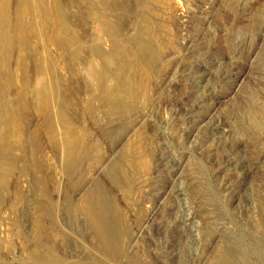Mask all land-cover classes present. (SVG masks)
I'll list each match as a JSON object with an SVG mask.
<instances>
[{
    "label": "rangeland",
    "instance_id": "rangeland-1",
    "mask_svg": "<svg viewBox=\"0 0 264 264\" xmlns=\"http://www.w3.org/2000/svg\"><path fill=\"white\" fill-rule=\"evenodd\" d=\"M0 15L14 124L0 264H175L173 250L209 264L230 238L264 264V0H0ZM190 78L210 94L183 110ZM217 118L238 167L201 139ZM95 198L116 258L88 217ZM187 212L197 244L180 232ZM42 243L53 255L40 258Z\"/></svg>",
    "mask_w": 264,
    "mask_h": 264
},
{
    "label": "bare ground",
    "instance_id": "bare-ground-1",
    "mask_svg": "<svg viewBox=\"0 0 264 264\" xmlns=\"http://www.w3.org/2000/svg\"><path fill=\"white\" fill-rule=\"evenodd\" d=\"M4 18H5L4 16L0 15V74H1L3 66H5L6 64V58H7L6 51L9 50V47H10L9 45L10 44L12 45L13 43L11 42L12 40L11 38H13V35H10L11 32L9 31V27H7V24ZM15 30H16V34L18 35V37L22 38L23 30L21 28L20 21H17L15 25ZM99 75L96 76V83L101 88H103L102 99L104 101L106 100L107 103L110 106H112V109H114L115 107L113 106L115 103L113 102L114 100L113 90L111 89L110 85H106V83L104 84V77H100ZM221 79L224 80V78L221 76L216 77L215 83L220 82ZM196 80L197 78L189 79L190 90H189L188 95L185 97L186 102L180 101L184 104L183 110H185L184 108L186 106H188L190 110L194 109L195 107L199 106V104L203 103L206 100V97H208L210 94V91H205V92L203 91L201 93H198L197 92L198 88L195 85ZM2 97L3 96L1 93V82H0V148L4 151V157L0 159V173L2 172L5 173L7 171L9 172V167L12 161L11 160V148H12V137H13V132H14L13 125L14 124L11 120V114H12L11 109H9L7 103L6 104L4 103V100L2 99ZM190 110H187L186 112L189 113ZM228 132H229V129H228L227 123L222 121L220 118H217L216 120L212 121V123H209L208 128L206 129L201 139L205 141L210 140L213 142V144L216 145V147H219L222 149V155L224 157V162L226 163V165L232 166V167L237 166V165L239 166L240 165L239 160L231 156L230 154V153H233L232 148L226 146V142L224 141V139L226 138V135H228L227 134ZM174 164L175 163H172L171 165L172 168L174 167ZM246 171H247V168H246ZM0 183H1L0 185H2L1 177H0ZM179 193H181L180 189H174V191H171L170 194L171 196L172 195L176 196V195H179ZM87 212H88L89 219L92 221V223L94 224L97 230L98 241H99L98 245L99 247L101 246V248L105 251L107 255L106 258L110 259V258L118 257V255L121 254V251L119 248V239L116 235V228H112V226L108 222L109 220L108 210L105 205V202L99 200V198L98 199L95 198L93 201L88 203ZM192 218H193V214L191 212H187L185 213V215H183L179 219L178 223H181L183 225L182 227H184V230H181L180 232L183 235L184 233L186 234L191 244H197L199 241V237L193 227V224L191 223ZM262 241L263 242L261 244V248L258 249V252L260 253V255L261 253L264 254V240ZM40 246H41V250H43V252L40 254V258H44L48 255H53L48 245H46L45 243H42ZM170 254L171 256L175 258V264H179L183 261L188 262L192 259L191 253L189 255H184L181 251L177 253V252H174L173 250L170 252ZM252 256L253 255L251 254L250 250L246 247V245L244 246L242 241H240L237 238H230L227 240V242L222 247V249L219 250L218 257L215 256L216 258L213 259L212 263H209V264H255V263L263 262V261L257 262L253 260ZM196 263H198L197 260H196ZM128 264H142V263L138 259L135 261L132 259V261H130Z\"/></svg>",
    "mask_w": 264,
    "mask_h": 264
}]
</instances>
